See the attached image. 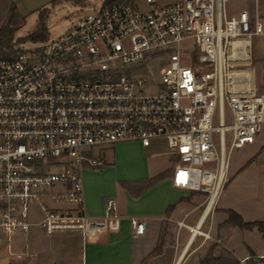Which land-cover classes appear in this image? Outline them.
<instances>
[{
    "label": "built area",
    "instance_id": "built-area-1",
    "mask_svg": "<svg viewBox=\"0 0 264 264\" xmlns=\"http://www.w3.org/2000/svg\"><path fill=\"white\" fill-rule=\"evenodd\" d=\"M228 1L104 0L55 37L0 49V252L29 256L14 248L33 226L83 238L118 230L113 198L103 216L88 214L83 171L105 167L120 142L167 147L173 185L215 204L231 151L264 125V92L235 79L264 17L228 16ZM131 223L146 234V219Z\"/></svg>",
    "mask_w": 264,
    "mask_h": 264
},
{
    "label": "crops",
    "instance_id": "crops-1",
    "mask_svg": "<svg viewBox=\"0 0 264 264\" xmlns=\"http://www.w3.org/2000/svg\"><path fill=\"white\" fill-rule=\"evenodd\" d=\"M243 10L252 17H264V0H229L226 4L228 16H238ZM259 38L256 57L264 60V36ZM252 43L251 58L245 61L246 66L235 69V79L239 88L258 92ZM257 140L262 150L264 139L258 134ZM135 145L143 146L137 141L117 143L106 150L114 156L106 157L105 167L83 171L88 214L103 216L107 200L113 198L122 216L120 228L91 238L55 235L52 238L58 252L48 258L38 253L31 264H203L205 258L212 256L264 264V231L258 226L247 228L229 221L230 210L240 214L244 222L264 221V199H257L248 189L238 192L239 183H235L236 178L244 180V169L254 161V154L234 163L229 159V181L215 204L207 207L205 193L173 185V169L162 166V171H153L146 160L136 159ZM171 205L173 208L168 210ZM132 217L147 220L145 235L134 236ZM198 228L210 233L211 238L193 234ZM160 242L161 251L155 253ZM70 245L77 248L72 259V251L62 248Z\"/></svg>",
    "mask_w": 264,
    "mask_h": 264
},
{
    "label": "rangeland",
    "instance_id": "rangeland-1",
    "mask_svg": "<svg viewBox=\"0 0 264 264\" xmlns=\"http://www.w3.org/2000/svg\"><path fill=\"white\" fill-rule=\"evenodd\" d=\"M52 1L53 0H0V27L3 24H9L16 30L14 38L17 42L27 43L25 37L39 27V12L42 11L46 16L49 35L50 37H55L65 31L81 16L98 8L104 0H86L83 2L62 0L55 4H53ZM127 1L131 3V0ZM144 1L145 0H135L134 4H142L145 8V5H143ZM173 1L175 0H158V2L162 4ZM259 37L261 36L254 37L252 40V66L256 71L258 92H264V60L256 57L257 48L261 45ZM183 59V61L188 64L189 60L186 57ZM150 64H152V62ZM259 134L264 139V125ZM229 146L230 137L227 136V154L229 153ZM262 146H264V143ZM258 147L259 140L254 144H246L244 147L234 148L233 151H231L230 159L234 163L248 157L249 154H254V157L251 159L253 160L255 158L254 161L244 169V180H241L243 179L242 177L236 178L237 180H235V183H239L237 185L238 192L248 189L257 199H264V147L262 150H260L261 146L259 147L260 149ZM135 148L138 151L135 156L136 159L141 160V162L142 160H146L153 171H162V166L164 169H173L177 157L172 155L167 147L159 143H153L149 147L135 145ZM105 155L108 159H112L114 153L106 152ZM232 184H234V181ZM41 214L39 206L34 204L32 206V218L35 221H39L41 219ZM55 235L63 238L67 237L66 235H77L81 237L80 234L71 232L47 235L40 226H33L29 232L21 235L17 239L16 242H18V244L14 248L16 251H24L27 247L30 255L17 258L6 250L5 252H0V264H31L30 261L34 260L38 253H42V256L48 258L52 252H58V248L56 249L57 245L52 238ZM62 248L65 250L69 248L72 251L71 259L74 254L77 253V248L71 245L70 247L63 246ZM45 264H51V262H46ZM56 264H61V262L58 261Z\"/></svg>",
    "mask_w": 264,
    "mask_h": 264
},
{
    "label": "trees",
    "instance_id": "trees-1",
    "mask_svg": "<svg viewBox=\"0 0 264 264\" xmlns=\"http://www.w3.org/2000/svg\"><path fill=\"white\" fill-rule=\"evenodd\" d=\"M62 0H53L52 3L55 4ZM66 1H78L83 2L86 0H66ZM107 2L114 1V0H105ZM127 1V0H126ZM135 0H131V3H134ZM39 19L40 24L37 30L31 32L29 35L25 37L26 42L28 41H45L49 37V29L46 24V16L45 13L40 11L39 12ZM15 29L12 28L9 24H3L0 27V49L4 48H13L15 44H20L22 42H17V40L14 38ZM173 208V205H171L168 210ZM230 217L229 221L233 224L244 226L247 228H251L253 226H258L261 230L264 231V221H256V222H244L240 214L235 212L234 210H230ZM161 251V242L160 245L155 250V253H159ZM239 262H236L235 260L228 258V257H207L203 260V264H237ZM251 264H255V262H252Z\"/></svg>",
    "mask_w": 264,
    "mask_h": 264
}]
</instances>
